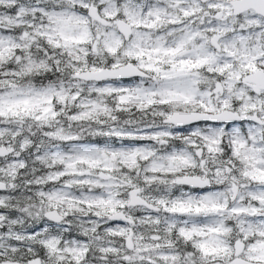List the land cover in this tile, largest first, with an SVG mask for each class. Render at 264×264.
<instances>
[{"label": "snow or ice", "instance_id": "snow-or-ice-1", "mask_svg": "<svg viewBox=\"0 0 264 264\" xmlns=\"http://www.w3.org/2000/svg\"><path fill=\"white\" fill-rule=\"evenodd\" d=\"M0 264H264V0H0Z\"/></svg>", "mask_w": 264, "mask_h": 264}]
</instances>
